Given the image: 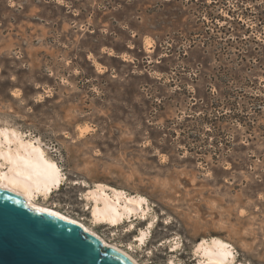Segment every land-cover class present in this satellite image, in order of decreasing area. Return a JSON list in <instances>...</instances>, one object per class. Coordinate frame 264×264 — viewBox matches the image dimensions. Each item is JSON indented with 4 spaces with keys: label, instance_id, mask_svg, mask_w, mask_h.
<instances>
[{
    "label": "rangeland",
    "instance_id": "1",
    "mask_svg": "<svg viewBox=\"0 0 264 264\" xmlns=\"http://www.w3.org/2000/svg\"><path fill=\"white\" fill-rule=\"evenodd\" d=\"M3 125L62 169L44 203L141 263L198 264L219 236L264 264V0H0ZM97 182L148 212L94 225Z\"/></svg>",
    "mask_w": 264,
    "mask_h": 264
},
{
    "label": "bare ground",
    "instance_id": "2",
    "mask_svg": "<svg viewBox=\"0 0 264 264\" xmlns=\"http://www.w3.org/2000/svg\"><path fill=\"white\" fill-rule=\"evenodd\" d=\"M23 135L13 126H0V186L100 235L83 220L44 203L61 188L65 175L56 161L46 153L38 137ZM85 198L90 203V220L94 225L106 223L118 226L125 220L132 223V217L145 216L149 208L147 197L143 194L127 193L122 188L103 182L90 187ZM154 219H150L148 226L140 228L135 234V245L138 247L147 242L149 232L155 224ZM179 244V240H175L171 249L177 250ZM194 250L198 264H234L236 260V252L231 244L219 236L203 238L196 243ZM168 264L177 263L171 258Z\"/></svg>",
    "mask_w": 264,
    "mask_h": 264
},
{
    "label": "water",
    "instance_id": "3",
    "mask_svg": "<svg viewBox=\"0 0 264 264\" xmlns=\"http://www.w3.org/2000/svg\"><path fill=\"white\" fill-rule=\"evenodd\" d=\"M0 264H141L126 249L0 186Z\"/></svg>",
    "mask_w": 264,
    "mask_h": 264
}]
</instances>
